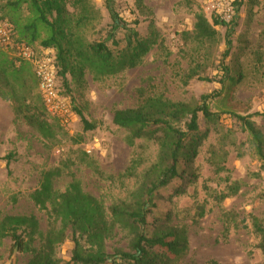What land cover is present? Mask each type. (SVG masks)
Wrapping results in <instances>:
<instances>
[{
    "label": "rangeland",
    "instance_id": "1",
    "mask_svg": "<svg viewBox=\"0 0 264 264\" xmlns=\"http://www.w3.org/2000/svg\"><path fill=\"white\" fill-rule=\"evenodd\" d=\"M5 1L0 0V8ZM89 1L99 15L87 31L90 41L106 40L112 49L117 42L122 49L129 33L146 37L150 27L160 41L139 66L114 77L95 80L86 74L82 80H73L66 75L65 82L57 78L71 117L64 124L46 112L55 131L52 140L43 139L15 112L12 101L0 97V220L32 215L43 234L52 225L58 227L31 200L42 175L56 169L62 173L54 181L56 191L64 192L71 179H77L84 192L100 200L109 214L113 205L130 201L158 156L153 142L137 140L129 145L127 134L112 123L114 113L136 108L154 96L185 103L200 102L207 96L219 120L207 126L199 115V128L202 132L207 129L209 135L188 170L196 178L193 183L174 180L159 190L147 218L148 230L166 215H170V226L186 230L188 252L173 264H261L263 256L256 248L251 217L264 221V164L252 154L248 136L240 133L230 113L249 116L264 112V0H228L236 8L235 21L216 25L214 41L197 40L194 34L197 14L213 23L208 0H141L139 5L135 0H113L115 12L125 23L113 41L106 0ZM31 50L39 55L45 51L38 45ZM193 70L197 77L185 84ZM230 78L238 82L227 92L224 86ZM81 119L94 129L86 131ZM253 120L264 134V119ZM133 161L139 165L128 176ZM217 164L224 170L217 173ZM234 182L243 185L239 193L219 202L218 197ZM177 189L184 193H176ZM128 243L129 235L116 229L106 242L107 253L129 252ZM73 247L67 238L56 248V258L68 262ZM11 249L10 239L4 240L0 264L9 260ZM29 259V255L17 254V264Z\"/></svg>",
    "mask_w": 264,
    "mask_h": 264
},
{
    "label": "trees",
    "instance_id": "2",
    "mask_svg": "<svg viewBox=\"0 0 264 264\" xmlns=\"http://www.w3.org/2000/svg\"><path fill=\"white\" fill-rule=\"evenodd\" d=\"M135 2L141 4V0ZM106 7L112 20L109 38L113 41L115 32L125 28V23L115 12L113 0H106ZM98 18L89 0H6L0 8V21L10 25L13 39L10 46L0 45V97L12 101L15 112L43 139H54L55 131L45 118L47 110L32 65L17 57V49H34L38 45L43 50H52L57 78L64 82L66 75L82 80L88 74L102 80L139 66L160 41L153 27L146 37L129 33L122 49L117 42L112 43L116 47L112 49L106 40L90 41L87 31ZM195 20V38L214 41L217 37L214 27L220 22L214 19L211 23L203 14H197ZM12 53L16 55L11 56ZM195 77L196 72L189 71L184 83ZM237 82L230 78L225 90L231 92ZM58 88L65 95L62 86ZM208 99L203 96L200 102L185 103L154 96L136 108L116 111L112 123L127 134L129 145L143 140L158 147L156 163L144 175L143 183L131 194L130 201L113 205L107 214L103 203L84 192L77 179L72 178L64 192L56 191L54 181L62 173L58 169L48 171L42 175L31 200L59 226L52 225L43 234L35 216H5L0 220V245L10 239L11 254L16 249L18 254L30 256L26 264H173L183 258L189 248L186 230L170 226L167 223L170 215H166L149 231L147 218L155 208L160 189L174 180L188 183L195 180L188 170L209 135L207 129L200 130L199 115L207 126L218 124L219 120L212 113ZM230 114L240 133L248 136L252 154L264 164V134L253 120L264 119V112L249 116ZM82 122L86 131L94 129V125ZM137 165V161L132 162L128 176H133ZM219 165H216L217 173L224 170ZM242 186L239 182L232 183L217 200L222 202L237 195ZM175 192L183 194L184 190ZM251 226L264 264V221L251 217ZM116 229L129 235V252L115 251L111 255L107 253L106 242ZM67 238L74 247L70 260L62 262L56 258V248Z\"/></svg>",
    "mask_w": 264,
    "mask_h": 264
},
{
    "label": "built area",
    "instance_id": "3",
    "mask_svg": "<svg viewBox=\"0 0 264 264\" xmlns=\"http://www.w3.org/2000/svg\"><path fill=\"white\" fill-rule=\"evenodd\" d=\"M208 10L215 20L230 25L236 18V8L228 0H208ZM0 45H12V31L6 22H0ZM18 57L31 63L45 109L61 123L67 124L71 117L68 99L61 94L57 84L55 57L50 50L41 55L30 48L18 50Z\"/></svg>",
    "mask_w": 264,
    "mask_h": 264
},
{
    "label": "water",
    "instance_id": "4",
    "mask_svg": "<svg viewBox=\"0 0 264 264\" xmlns=\"http://www.w3.org/2000/svg\"><path fill=\"white\" fill-rule=\"evenodd\" d=\"M17 254V250L15 249L5 264H17Z\"/></svg>",
    "mask_w": 264,
    "mask_h": 264
}]
</instances>
